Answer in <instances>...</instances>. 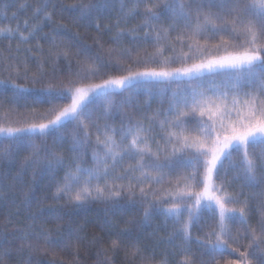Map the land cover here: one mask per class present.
I'll return each mask as SVG.
<instances>
[{
  "label": "snow or ice",
  "instance_id": "6c2138e0",
  "mask_svg": "<svg viewBox=\"0 0 264 264\" xmlns=\"http://www.w3.org/2000/svg\"><path fill=\"white\" fill-rule=\"evenodd\" d=\"M117 4L120 16L113 34L112 26L98 21ZM57 11L73 24L87 22L84 26L110 35L118 47L106 50V64L98 63L99 58L79 61V56L88 54L79 41L70 46L57 42L58 37L63 41L71 35L67 24L55 25ZM33 16L31 24L24 22L23 30L20 25L16 29L0 27V37L31 44L41 38L45 24H53V35L43 37L57 49L49 50L53 62L63 56L70 65L75 47L80 67L66 82L45 79L43 73L33 75L31 83L40 86L35 91L0 80V95L11 91V102L26 109L17 113L23 118L15 122L8 120L7 114L0 119V161L13 163L27 152L23 169H40L53 177L59 171L64 173L55 182L50 220L38 226V216L29 215L26 219L32 223L6 225L13 229L15 244L0 229V238L8 244L0 254V264L14 256L21 257L17 264H32L23 257L54 253L74 240L82 242L75 229L61 233L57 228L53 239L52 230L44 227L65 219V205L80 207L92 201L119 204L122 198H138L145 205V221L154 213L172 220L179 226L176 235L183 243L176 246L175 253L156 261L154 256L144 255L137 244L126 246L120 234L110 239L106 259L108 253L123 250L126 259L139 264H220L230 249L243 260L229 259L226 264H252L247 249H253L258 264H264V0H77L59 8L50 0H41ZM137 18L143 23L125 32L122 21L126 25ZM40 20L42 24L36 22ZM162 22L166 26L157 27ZM138 32L143 33L140 39ZM126 35L132 37L135 51L119 47ZM162 41L171 53L177 52L178 42L179 53L165 54ZM95 42L103 48L98 38ZM149 42L155 51L147 53L145 49L141 55L140 47ZM133 63L144 70L133 71ZM102 69L121 74L101 78ZM173 84L185 87L172 89ZM141 89L161 97L170 93L164 118H159V112L152 117L164 133V143L150 135V124L137 121L117 129L106 123L102 132L97 127L89 163L86 149L92 139L88 129L93 105L103 101V115L110 119L130 106L133 94ZM117 95L122 98L119 103L113 99ZM69 124L83 132V138L73 134L68 151L74 158L63 151V131ZM125 160H134L135 165L123 170L124 175H116ZM3 179L0 176V183ZM236 186L261 191L246 196L235 191ZM257 196L261 219L253 226L250 200ZM205 211L211 213L215 225L203 238H195L203 249L197 254L191 247L192 229L200 224ZM230 224L240 228L234 232ZM245 240L246 245L242 243ZM169 255L176 259L170 261Z\"/></svg>",
  "mask_w": 264,
  "mask_h": 264
},
{
  "label": "trees",
  "instance_id": "16d2710c",
  "mask_svg": "<svg viewBox=\"0 0 264 264\" xmlns=\"http://www.w3.org/2000/svg\"><path fill=\"white\" fill-rule=\"evenodd\" d=\"M50 2L56 8H59L61 4L69 5L77 2V0H50ZM40 3L41 0H0V10H4L5 12V14L0 15V27L11 26L13 29H16L17 25H20L21 30H23L25 21H28L30 24L32 23L34 19L33 9L38 7ZM22 5H28V7L22 8ZM49 10L52 9L50 8ZM119 16V6L117 4L114 11L98 22L102 25L112 26L113 34H115L117 31L115 28L116 19ZM53 21L55 25L67 24L71 33L63 41L58 37V43L70 46L79 41L81 47L88 49L87 56L81 55L78 57L81 62L85 59L92 60L99 58L97 60L98 63L101 65L106 64L108 61L106 50L118 47L106 32L98 33L94 26H84L87 22L73 24L67 15L62 17L58 11L54 13ZM36 22L43 23L42 20ZM142 23L143 21L140 18L135 20L130 19L126 25L122 21V27H124L125 32H128L129 29L136 28ZM55 25L45 24L43 32L40 33L41 38L38 41H33L31 44L20 43L18 39L0 37V80L20 84L24 88H31L35 91L40 87L31 83L32 77L35 74L43 73L45 79L56 78L65 82L72 78L80 67L78 59L75 56L78 49L75 47L71 49L73 58L70 65L63 56L53 62V58L49 55V50L56 51L57 49H53L48 40L43 38L45 34L49 37L53 35V27ZM163 26H166V22L157 25V27ZM142 36V32L137 33V39L142 38ZM97 38L103 44V48L95 42ZM162 43L165 48V54L175 55L179 53L180 46L178 42L176 44V53L169 51L170 46L166 42L162 41ZM119 47L136 50L132 37L127 35ZM145 49L147 53L155 51V47L151 42L140 47L141 55L145 54ZM185 51H187V48H185ZM142 70H144L143 67H137L133 63V71ZM119 74L121 73L109 72L107 69H102L101 78H107V75ZM25 75L27 78H25ZM96 82H99V79ZM171 87L172 89H176L177 87H185V85L177 86L173 84ZM169 95L170 93L161 97L155 94V92L149 95L146 90L141 89L138 93L133 94L130 106L119 109L110 119H105L103 115L102 108L100 107L103 101H97L92 109L93 120L89 121L88 131L92 134V139L86 149V159L88 162H91L92 149L95 147L97 127L102 132L106 123L112 124L117 129L121 127V124L127 127L137 121L142 122L146 126L150 124L152 127L150 135L162 145L164 143V133L160 131L159 124L153 121L152 117L154 113L159 112L161 113L159 118H164V114L167 113L169 108ZM113 99L119 103L122 98L117 95ZM25 112L26 109L24 107L11 102V91L0 95V119H3L5 114H7V119L15 122L23 118L22 116H18L17 113L23 114ZM74 133L83 138V132L79 131L75 124H69L63 131L65 139L63 151L69 158H74V154L68 151ZM37 143H40V141H37ZM48 143L51 144V140ZM26 155L27 152H24L13 163L0 161V176L4 177L2 183H0V229H3V236L7 237L13 244L16 243L12 240L13 229L10 226H5L10 223H32L33 221L26 219L29 215L38 216V219L35 221L38 226L41 221L50 220L51 217L48 214L49 205L53 204L52 198L55 192V182L64 174L63 171H59L53 177L42 172L40 169L25 170L22 168V163L23 156ZM129 165L134 166L135 161L125 160L122 166H118L116 175H124L123 170L129 169ZM235 191L243 192L246 196H252L253 193H258L261 190L236 186ZM144 207L145 205L138 198L134 200L122 198L119 204L92 201L80 207L65 205L63 210L65 219L59 225L56 223H45L44 227L52 230L53 239L57 238V228H59L61 233H66L69 228L75 229L76 235L83 238L82 242L77 243L74 240L68 247H57L54 253L52 251L37 253L32 254L31 257L25 255L23 259L25 262L30 259L32 264H139L138 260L134 262L126 259L123 250L117 251L115 254L108 253V259L105 258V250L109 249L110 239L122 234L121 239L126 246L137 244L143 250L144 255L154 256L156 261H159L165 255L175 253L176 246L183 243L176 235L179 226L159 213H154L151 219L145 221L143 216ZM250 208V223L253 226H257V222L261 219L258 196L250 200ZM17 212L19 215H16ZM214 225L215 220L212 218L211 213L205 211L200 224L192 229L193 243L191 247L194 253L199 254L203 251L195 242V238L197 236L203 238L204 232L210 231ZM229 227L235 232L236 229L240 228V225L230 224ZM0 243L4 244V247L0 248V254H2L8 247V244L2 238H0ZM242 243L246 245L248 241L245 240ZM244 250L245 248L241 247V251ZM247 251L248 258L252 261V264H258V259L253 256V249H247ZM259 255V253H256L257 257ZM20 259V256H14L6 264H17ZM175 259V256L169 255L170 261H174ZM204 259H209V257L204 256ZM229 259L243 260L239 256V253H232L229 249L224 254L220 264H226V261Z\"/></svg>",
  "mask_w": 264,
  "mask_h": 264
},
{
  "label": "rangeland",
  "instance_id": "374dc122",
  "mask_svg": "<svg viewBox=\"0 0 264 264\" xmlns=\"http://www.w3.org/2000/svg\"><path fill=\"white\" fill-rule=\"evenodd\" d=\"M181 88H184V87H181Z\"/></svg>",
  "mask_w": 264,
  "mask_h": 264
}]
</instances>
